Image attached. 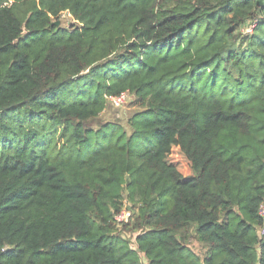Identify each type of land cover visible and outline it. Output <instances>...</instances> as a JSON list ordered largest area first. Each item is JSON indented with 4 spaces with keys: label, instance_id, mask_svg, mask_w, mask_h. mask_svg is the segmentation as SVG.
Returning <instances> with one entry per match:
<instances>
[{
    "label": "trees",
    "instance_id": "trees-1",
    "mask_svg": "<svg viewBox=\"0 0 264 264\" xmlns=\"http://www.w3.org/2000/svg\"><path fill=\"white\" fill-rule=\"evenodd\" d=\"M263 203L264 0H0V264H264Z\"/></svg>",
    "mask_w": 264,
    "mask_h": 264
},
{
    "label": "rangeland",
    "instance_id": "rangeland-1",
    "mask_svg": "<svg viewBox=\"0 0 264 264\" xmlns=\"http://www.w3.org/2000/svg\"><path fill=\"white\" fill-rule=\"evenodd\" d=\"M73 23L72 19L67 15L64 14L61 17V22L58 23L60 27L69 29L71 24ZM249 27L245 29H241V33H249ZM144 109L139 106L136 97H130L126 101L125 104H123L119 108H113L110 105H107L106 109L101 113V115L88 123V126L92 129H97L98 125H112V126H118L121 127L123 130L126 131L127 134L130 133V127L128 125V120L130 117H132L134 114L141 113ZM126 204V203H124ZM123 204V205H124ZM133 211V212H132ZM131 211L132 213H136V209H133ZM132 220H129V224H131ZM141 230L138 232H131L130 227H124V226H118L116 230V234L119 235L122 239L127 241L129 243V247L133 250H136V246L134 244V239L137 234H139ZM189 247L196 253V254H202L204 251L199 243L196 242L195 236L192 234L191 238L188 242ZM138 257L142 261V263L147 264L145 261V258L143 255L138 254Z\"/></svg>",
    "mask_w": 264,
    "mask_h": 264
},
{
    "label": "built area",
    "instance_id": "built-area-1",
    "mask_svg": "<svg viewBox=\"0 0 264 264\" xmlns=\"http://www.w3.org/2000/svg\"><path fill=\"white\" fill-rule=\"evenodd\" d=\"M130 94L126 91L121 93L118 96H110L107 98V104L110 105L113 108H119L123 104L126 103L128 100ZM258 215L262 221L261 225L258 228V235L260 238H264V203L261 204L258 210ZM131 215L130 212L123 208L117 215H115L114 219L118 226H121L125 223H127L130 219Z\"/></svg>",
    "mask_w": 264,
    "mask_h": 264
},
{
    "label": "water",
    "instance_id": "water-1",
    "mask_svg": "<svg viewBox=\"0 0 264 264\" xmlns=\"http://www.w3.org/2000/svg\"><path fill=\"white\" fill-rule=\"evenodd\" d=\"M55 25L57 26V25H58V23H55Z\"/></svg>",
    "mask_w": 264,
    "mask_h": 264
}]
</instances>
